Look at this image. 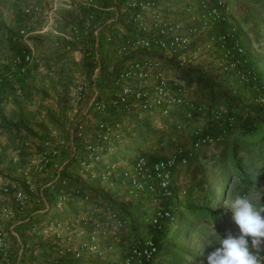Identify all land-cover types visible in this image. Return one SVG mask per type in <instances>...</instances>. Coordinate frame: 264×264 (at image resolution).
<instances>
[{"label": "rangeland", "instance_id": "374dc122", "mask_svg": "<svg viewBox=\"0 0 264 264\" xmlns=\"http://www.w3.org/2000/svg\"><path fill=\"white\" fill-rule=\"evenodd\" d=\"M39 1L8 0L5 12L13 15L17 4L18 10L21 9L18 11L20 22L16 26L13 22L9 27H1L0 31V70L9 67L23 51L33 53L28 73L19 81L24 95L13 97L14 88L7 87L0 100V264L74 263L71 261L120 264L129 245L126 240L129 226L126 218L127 231L125 226L118 228L113 213L119 212V206L137 202L145 203L146 209L152 208L150 215L156 207L150 203L147 193L136 189L124 173L132 171L139 152L148 157L150 165L168 157L172 151L167 144L175 136L171 134L173 116L93 113L90 103L100 70L97 43L102 26L109 27L107 35L100 36L103 52L110 51L107 70L110 77L101 89L105 97L110 94L113 77L127 60L156 57L168 77L178 76L164 53L133 51L122 57L117 54V45L126 36L133 35L126 19L113 21L117 8L111 14L95 7L99 0H81L77 10H62L45 25L44 15L26 16L24 12L27 7L37 6ZM160 6L172 24H179L183 31L195 30L187 63L208 74L228 65L230 59L224 56L220 41L211 39L215 17L210 16V11L214 9L221 13L218 19L226 14L224 19H219L221 22L231 16L241 47L264 56V0H161ZM144 22L152 25L150 17ZM42 26L43 34L32 33ZM20 29L26 30L29 36L13 40V33ZM175 60L179 61L176 57ZM186 93L205 106L201 107L205 114L199 106H194L197 112L190 110L189 140L181 148L188 147L195 129L216 134L215 129L223 127V122L220 125L218 122L225 110L216 105L208 114L207 104L200 94H195L194 88H187ZM101 120L110 127L106 141L101 137L103 130L98 128ZM74 131L75 134L84 131L85 142L80 136L72 141L73 135L76 136ZM90 145L96 150L90 149ZM217 148L216 142L206 145L200 149L199 160L193 166L178 165L174 170L175 197L171 203L175 212L179 204H204L220 213L217 220L183 216L177 222L170 221L173 229L179 221L193 225L176 244L187 251L180 264H200L209 252L219 247V240L227 230L237 231L231 211L225 208L237 196H246L256 207L264 199V154L254 152L248 156L242 152V169L227 166L220 173L223 165L213 166L212 159ZM54 149L59 150L56 156L52 155ZM94 153L100 155L99 160L91 159ZM201 169L205 171V182L195 191L194 202L186 203V191ZM65 170L78 181L77 185L61 178ZM19 192L22 198L17 197ZM162 203L167 202H160L163 207ZM85 220L96 221L99 227ZM113 233L121 235L124 241L115 245V251L108 252L104 237ZM94 243L99 245L101 253L82 250V245ZM166 249V242L162 240L156 264L173 261V252Z\"/></svg>", "mask_w": 264, "mask_h": 264}, {"label": "built area", "instance_id": "2783aa9c", "mask_svg": "<svg viewBox=\"0 0 264 264\" xmlns=\"http://www.w3.org/2000/svg\"><path fill=\"white\" fill-rule=\"evenodd\" d=\"M160 2L161 0H126L123 4L116 5L117 9L113 21L119 22L120 19L125 18L133 30V35L126 36L117 45L116 52L122 57L128 56L133 51L159 50L167 58H178V62L182 66L188 65L186 56L192 49V34L195 30L183 31L179 24H172L164 15ZM219 5L222 6L221 1ZM36 10H38L37 6H31L27 7L24 12L25 15L30 16ZM220 14L218 9H214L212 13L210 11L212 17H219ZM148 17L152 20V25L144 22ZM28 36L29 33L26 30L20 29L13 40H17V37L26 39ZM225 38L226 35L219 37L214 35L211 39H217L222 44ZM32 62L33 53L23 51L22 55L18 56L9 67L0 70V98L3 97L7 84H11L14 88L13 97L24 95L25 91L20 86L19 81L27 75ZM111 87L108 97H105L97 89L93 90L90 106L95 108L99 115L124 112L138 117H142L144 113L171 116L177 108L191 102L187 98V88L184 81L179 78L168 77L156 57L125 61L122 69L113 77ZM98 128L103 130L102 140H108L110 127L107 122L99 121ZM201 133L202 131L196 133L198 138L193 149L215 142L212 136ZM78 134H80L79 136L82 135L80 131ZM89 147L96 150L92 145ZM58 154L59 150L54 149L52 151L53 156ZM91 159L99 160L100 155L94 153ZM187 161L188 157L184 154L183 149L175 150L168 157L158 159L153 165H150L145 154L139 152L134 159L132 171L124 173V177L128 178L136 189L146 191L149 194L150 203L156 206L150 221L159 229L164 221H175L174 214L169 209L159 205L160 202L173 195L174 170L178 165H185ZM17 197L22 198V192H19ZM261 205H264V199L259 206ZM112 217L116 219L118 228L123 225L115 214ZM89 222L92 221L85 220V223ZM91 224L99 227V223L96 221ZM110 237H112L113 242L106 245V249L108 252H113L116 250L115 245L121 243V238L117 233H113ZM107 238H109L108 235L104 237L105 240ZM0 246H2V238H0ZM83 249L101 253L99 245L96 243L84 244L82 245ZM159 252L157 242L152 237H145L128 245L120 264H156ZM77 255L80 256L79 253ZM261 264H264V253L261 254Z\"/></svg>", "mask_w": 264, "mask_h": 264}, {"label": "trees", "instance_id": "16d2710c", "mask_svg": "<svg viewBox=\"0 0 264 264\" xmlns=\"http://www.w3.org/2000/svg\"><path fill=\"white\" fill-rule=\"evenodd\" d=\"M125 1L126 0H117L115 5L123 4ZM225 15L219 19H224ZM219 17H221V15ZM124 19L125 18L120 19L119 22H122ZM212 19H214L213 23L215 24L212 26L213 35H216L217 37L226 35V38L224 39L225 41H223L221 45L222 48H224V56L227 57L228 55L230 58L228 63H226L228 65L208 74L200 67L191 64L182 66L175 60V58L166 57V59L170 63H173L176 75L179 79L184 81L186 87L189 89L194 88L195 94H200L202 96L203 101L207 104V113H210L216 105L225 109L222 113L221 120L218 122L219 125L223 122V127H221V125L220 127H217L215 129L216 134L213 132L209 134L201 128L195 129L193 133L191 132L192 137L190 138L188 147L183 146L181 148V146L189 140L187 133L191 130V119L188 118L190 110L192 111L193 109V112H197V110L194 109V106H199V110L203 112L204 109L201 107H205L198 104L197 101H194L192 96L189 97L187 95V98L191 102L179 107V109L177 108V110L171 114V116H173L171 134H174L175 137H173L167 145L172 152H174L175 149H183L184 154L188 157L187 163L183 166L191 167L198 162L200 149L208 145L204 144L197 149H193L194 143L198 138L196 133L202 131V135L212 136L218 146L216 153L212 156L213 166L217 167L220 164L223 165V168L219 171L221 173L224 171L225 167L227 168V166H232L235 169H242V152H245L248 156L252 155L254 152L264 154V56H257L250 50V48L241 47L242 45L238 38L239 33L237 29L232 26L230 15L227 16L225 22H221L216 17ZM218 27H220V30ZM101 31V37L107 35L109 32L108 25H103ZM18 32L19 31L13 33L11 38L17 36ZM100 36L98 35L97 43V50L100 55V70L96 77V89L103 94L101 89L105 88V81L110 77L107 72L110 64V51L109 54L106 51L107 55L103 52L104 46L100 41ZM17 39L19 38L17 37ZM111 39V37L108 39V43L111 42ZM153 51L156 54H163V52L159 50ZM7 87L12 86L11 84H7ZM1 99L2 98H0V100ZM91 109L93 113H97L95 108L91 107ZM142 126L145 127V124H142ZM80 132L82 133L80 137L85 142L86 137L83 134L84 131ZM156 132L157 131H155V133ZM75 135L76 136L73 135L72 141L74 140V137L79 138L80 134L76 133ZM73 149L77 150L75 146H73ZM204 172L203 169L199 170V176L193 185L186 191L188 196L185 201L186 203L194 202L195 191L198 188H201L205 182ZM61 178L68 179L71 182L73 181L76 185L78 183V181L73 179L66 170L63 172ZM194 178H196L195 175ZM172 189L173 195L164 200L165 203L167 202L166 205L162 204L164 205L163 207L169 209L174 214L176 222L183 216H188L194 219L199 217H209L213 220H217L220 217V213L204 204L192 206H183L182 204H179L180 207H178L177 212H175L174 206L171 203L175 197L174 184ZM147 195L149 196V194ZM145 206L146 204L142 202H137L131 206L122 205L119 206V212L113 213L117 216L119 221H122L123 225L119 227L120 229L125 226L124 223L127 225L128 219V231L125 230L126 226L124 227V230L127 231V243L134 244L145 237H152L159 246L160 255L161 242L164 240L167 246L166 252H173V261L168 264H180L179 262L183 259V256L187 251L176 244H179L180 241L184 239L185 235L193 225L191 223L184 225L182 221H179V225L174 223L176 229H173L171 225H169L170 221H164L162 227L159 229V227L153 225L152 221H150V211L152 208L146 209ZM119 236L121 238V243H123L124 238H122L121 235ZM106 242L107 245L111 244L113 242L112 237L107 238ZM71 262H74L72 264H81L76 263L77 261Z\"/></svg>", "mask_w": 264, "mask_h": 264}, {"label": "clouds", "instance_id": "9594fccd", "mask_svg": "<svg viewBox=\"0 0 264 264\" xmlns=\"http://www.w3.org/2000/svg\"><path fill=\"white\" fill-rule=\"evenodd\" d=\"M226 210L237 226L227 230L224 238L200 264H261L264 253V205L256 207L246 196H237Z\"/></svg>", "mask_w": 264, "mask_h": 264}, {"label": "crops", "instance_id": "0c3cea01", "mask_svg": "<svg viewBox=\"0 0 264 264\" xmlns=\"http://www.w3.org/2000/svg\"><path fill=\"white\" fill-rule=\"evenodd\" d=\"M8 0H0V31L1 27L6 28L9 27L15 23L14 25H18V21L20 18V15L18 16V11L21 12V9L18 10V5L15 4V12L12 15L11 13L5 12L6 11V2ZM17 2L18 0H14ZM81 0H40L37 3L38 10L37 12H34L38 15H44L45 17V25L48 24L54 16L59 15V12L62 10H71L75 11L77 10V5ZM116 0H99V3L95 6L98 8L100 11H105V12H110L112 14L113 10L116 9L115 5ZM56 17V18H57ZM20 22V21H19ZM43 29V30H42ZM45 29L38 28V30L33 31L32 33L34 34H43ZM153 210L151 209L150 212Z\"/></svg>", "mask_w": 264, "mask_h": 264}]
</instances>
